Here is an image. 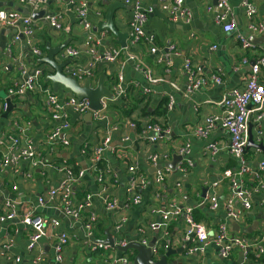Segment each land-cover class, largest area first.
Segmentation results:
<instances>
[{
    "label": "crops",
    "instance_id": "0c3cea01",
    "mask_svg": "<svg viewBox=\"0 0 264 264\" xmlns=\"http://www.w3.org/2000/svg\"><path fill=\"white\" fill-rule=\"evenodd\" d=\"M116 1L87 0L88 19L93 25L94 35L100 37L98 46L100 50L103 47L120 46L116 42V36L109 30L95 29L100 22L104 21L106 3ZM119 1L124 3L123 0ZM229 1L237 21V28L231 32H224L216 23L214 0H184L185 6L192 12V18L188 24L170 21L167 13L161 8L159 0H142L143 7L150 10L145 35L151 36L152 42L149 44L146 41H140L138 45L130 49L136 57L134 61L123 62V59H118L115 62H98L91 78L92 86H94L99 75L104 73V84L111 90L117 74L121 71L125 95L111 103L104 121L97 122L90 114L87 122L84 117L88 113L70 114L71 126L66 131V138L69 140L67 146L61 140H56L49 146L45 144V137L51 131L53 122L43 106L42 96L37 91L7 98L8 107L0 115V141L6 140L7 144V136L17 133L13 122L18 120L22 126L28 128L27 134L30 141L41 147V153L46 157L48 165L34 168L31 179H27L24 175L29 168L28 162L24 160L0 168V214L4 202L8 200L13 201L21 210H33L37 197L58 185L60 174L55 167L64 160L86 170L74 190L76 198H82L86 194L92 196L90 208L85 209L83 213L87 215L93 211L96 215L93 239H105L107 231L115 241H138L141 237L138 229L144 226L145 237L149 242L157 236L162 240L161 255L167 251L163 247L164 242L171 244L169 248L179 250L167 256V264H264V254L255 262L248 259L238 263L239 252L242 251L236 248L222 260L221 255L219 256V247L213 243H209L202 251L187 254V249L197 246L198 243L194 237L189 240L184 239L185 224L181 219H170L167 225H161L156 229L150 227L151 223L164 222L163 213L167 207L166 203L168 200H174L180 205L202 208L206 215L203 220L208 229L213 228L218 222H226L230 225L227 241L234 235L254 238L264 234V192L253 190L257 183L264 186V174L258 179L255 176L257 166H254L255 163L258 165L264 154L253 147L245 150L244 157L250 164V172L238 176L237 179L241 187L248 191L251 208L244 210V226L241 225L243 228L234 231L228 220L222 216L221 207L224 199L231 192L229 176L235 174L240 166L239 161L228 151L229 136L221 128L211 131L206 139L196 138L192 133V129L200 125L205 117L221 111L220 101L223 93L230 87L241 85L249 71V64L241 63L242 50L239 44V36H246L249 33L248 19L241 7V0ZM67 2L68 0H47L45 13L36 19L26 14L30 15L35 29L30 39L40 48H45L47 43L50 47H54L68 40L65 48L73 47L77 51L74 57L69 59V64L84 67L89 60L83 45L85 31L74 19ZM9 3L24 9L30 7V12L35 13L43 8L42 6L34 10L29 3H20V0H0V7L9 8ZM255 7V19L263 25V31L249 33L254 38L251 42L253 47L246 52L249 60L264 52V0H256ZM47 15L60 17L68 27L69 33L63 31L55 33V30L45 21ZM130 15L129 5L123 4L115 10L114 23L120 31L128 33ZM22 28L21 25L0 27V100L5 99L7 88L19 77L22 66L31 69L38 65L39 58L30 53L29 38L23 36ZM170 43L176 46L179 54L169 65L163 60L156 62L157 56L162 57ZM152 46L157 49L154 54L149 51ZM213 46L216 47L213 48ZM187 56H190L193 62L202 68L204 76L209 80L208 86L192 94L184 93L186 76L183 60ZM44 65L42 67L45 69V74L52 71L48 65ZM136 65L149 69L151 74L160 80L150 84ZM217 70L222 73L221 84L211 82V76ZM44 78L42 81L45 86L51 87ZM148 89L149 91L145 92ZM57 91L63 96L70 94L61 85ZM1 93L4 94L1 95ZM169 95L174 99V105L170 110L166 107ZM161 100H165L163 106L165 112L163 115L156 116L153 111L157 109ZM257 113L263 115L258 123L255 120ZM147 120L160 122L170 129V133L162 138L157 146L160 153H167L160 161L161 167L164 168L166 163L172 162L171 149L184 144L190 147L188 155L192 164L186 167L185 173L172 171L170 178L168 176L165 179L161 188L154 187L150 183L141 192V202L126 209L125 187L130 179L128 166H136L139 175L149 176V178L154 173L148 160V153L156 147L145 141L140 134L141 127ZM130 122L134 126H130ZM248 126V137L251 135L254 138L256 129H259L262 132L261 141L264 144V104L258 112L251 113ZM114 127L116 128L113 129ZM106 135H110V146L98 161H94V148ZM124 137L128 139L123 140ZM208 143L216 144L215 153L208 149ZM49 163L52 166H49ZM98 175L102 176L101 180H98ZM174 180H180L182 183L181 192L176 188ZM203 190H206L205 195L216 197L219 203L216 212H210L206 202V205L202 204ZM155 191L160 193L158 201L153 200ZM113 199L116 200L117 206L108 209L106 202ZM155 205L157 209L152 212L150 209ZM239 205L235 203L236 207ZM61 206L62 201L56 198L48 205L34 210L44 217L47 224L44 237L36 243L33 251L27 248L31 233L29 226L20 223L17 219L1 222L0 264H41L33 261L34 253L40 255L44 262L52 260L54 244L60 231L70 235L63 253L62 264H110L112 256L123 253L133 258L132 250L121 252L118 249H91L89 246L91 240L85 236L81 224L64 217ZM50 218L58 219L59 226H51L48 223ZM164 230L169 233L162 239Z\"/></svg>",
    "mask_w": 264,
    "mask_h": 264
},
{
    "label": "built area",
    "instance_id": "2783aa9c",
    "mask_svg": "<svg viewBox=\"0 0 264 264\" xmlns=\"http://www.w3.org/2000/svg\"><path fill=\"white\" fill-rule=\"evenodd\" d=\"M256 0H241V7L244 11L246 18L248 19L247 28L249 33H262L263 25L256 21L255 7ZM47 0H20V3H29L32 9L37 10L46 4ZM123 4L131 7V15L128 21V38L125 47L112 46L103 47L101 50L98 47L100 44V37L94 35L93 25L88 19V2L87 0H68L67 5L69 10L74 15L76 22L85 31V38L83 45L88 53L89 60L84 67H76L68 64L65 68L67 75L75 78L79 83L89 80L93 77V70L95 65L100 61L115 62L118 59L125 61H134L136 57L131 53V48L138 45L140 41L152 42V37H146L145 26L148 19L149 9L144 8L142 0H123ZM215 21L219 24L224 32H231L237 28V21L232 12V6L229 0H215ZM161 8L167 13L168 19L172 22H181L188 24L192 18L191 10L185 6L184 0H159ZM30 9V7H29ZM45 21L56 32L69 33L68 27L63 23L60 17L56 15H47ZM21 25L23 36L29 38L30 53L35 57L41 58L44 53L41 48L32 41L30 38L33 36L35 29L32 24L30 15H26L13 8L0 7V27H15ZM251 34V35H252ZM239 44L242 50L241 63L249 64V71L242 80V84L228 88L222 95L220 104L222 106L221 111L216 114H210L203 119L200 125L195 126L192 129V133L196 138L206 139L211 131L216 128L224 129L229 136L228 151L239 161V168L235 174L229 176L230 195L224 199L221 207L222 213L225 214V219H232L240 228L244 226V210L251 208V203L248 198V191L241 187V183L238 181V176L250 172V164L244 157V152L248 144V125L250 123V115L252 112H258L264 104V52L255 56L250 65V61L246 56V52L253 47V44L248 40L246 36H239ZM216 46H213L215 48ZM150 53H156L155 46L149 48ZM77 53L73 47H66L63 55V59L73 58ZM179 54L178 49L174 44H168L165 54L157 56L156 62L162 60L165 64L169 65ZM70 63V60H69ZM43 64H38L34 67L27 68L22 66L19 71V77L13 82L11 86L7 88L5 99L0 100V115L8 107L7 98L23 96L28 92L37 91L43 98V106L49 113V117L53 122L51 131L45 137V144L50 145L56 140H61L62 143L67 146L69 140L66 138V131L70 128V114H84L90 113L92 118L101 122L107 117L111 103L117 101L119 98L125 95V86L123 84V74L121 71L117 74L114 85L111 88V96H102L99 98L98 109H92L90 107V101L88 98H79L74 94L61 95L58 91H54L51 87L45 86L42 79L45 76V69ZM70 65V66H69ZM140 68V71L144 74L147 81L150 84L156 83L160 78L151 74L150 70L143 68L140 65H136ZM183 69L186 76V86L184 89L185 94H192L197 90L205 88L209 84V80L204 76L202 68L195 64L190 56H187L183 60ZM211 82L214 84H221L222 73L216 71L211 76ZM81 83V84H83ZM175 87V85H174ZM146 90L145 92H148ZM174 105V99L171 95L168 96V102L166 107L170 110ZM263 115L257 113L256 121L260 122ZM134 126L132 122L129 124ZM14 130H17L15 135H8L7 144L6 140L0 141V168H5L9 165L16 164L21 160L28 162L29 168L25 172L27 179L32 178L33 169L36 167H46L48 162L46 157L41 153V147L35 145L30 141L28 137V128L22 126L18 120L13 122ZM114 127L113 129H115ZM170 133L169 127H164L160 122L144 121L141 127V137L147 141L150 145H154L156 148L148 153V160L152 168H156L152 173L151 178L149 176L139 175L136 171V166L129 165L128 172L130 179L125 187L126 191V205L129 206L138 204L142 200L141 192L147 188L151 183L154 187L163 186V182L169 176L172 171L174 173H185L186 167L192 164L189 157L190 147L188 144L173 147L171 154L181 155V161L175 164L174 168L158 167L162 157H165L167 153L162 154L157 149L158 144ZM262 132L256 129L254 142L260 143ZM124 137L123 140H127ZM110 135H106L102 142L95 146L93 160L98 161L103 152L110 146ZM208 149L212 153L217 151V146L214 143H208ZM259 150V149H258ZM49 166H52L49 163ZM60 174V181L57 186L50 188L41 193L36 200L35 207L29 210H21L13 201H5L0 214V223L5 220L17 219L20 223L29 226L31 233L28 237L27 248L29 251H33L36 243L45 235V225L47 221L40 214L34 210L37 207H44L51 203L52 200L58 198L62 201V214L64 217L70 219L73 222L81 224L85 236L91 240L89 246L91 249H115L114 247L104 244L101 241L93 239V231L95 228L96 215L94 212H90L87 215L83 213L85 209H89L91 206L92 196L90 194L84 195L82 198H76L75 186L82 180L86 170L84 168H78L69 164L64 160L55 167ZM264 174V156L259 160L257 165V171L255 176L259 179L260 175ZM98 180H101L102 176H97ZM174 184L181 192L182 183L180 180H174ZM15 187V186H14ZM16 188V187H15ZM161 190V189H160ZM253 190L258 192L262 190L264 192V186L261 183H257ZM162 192V191H161ZM160 193H154L153 200L158 201ZM206 199V201H205ZM207 203V208L210 212H216L219 208V203L214 195H205L202 200V204ZM235 203H239V207L235 206ZM108 209H113L117 206L116 200L106 202ZM206 205V204H205ZM166 209L164 211V222L151 223V229H156L161 225H167V221L170 219H181L185 224L184 239L189 240L194 237L197 246H192L187 249V254H191L195 251H202L209 243H213L219 247V254L222 258H227L234 248L242 251V260H248V253L252 252L255 258L264 254V234L250 238L242 235H234L228 241V229L230 225L226 222H218L213 228L207 227L205 220H195L193 215L194 206L180 205L174 200H168L166 203ZM156 205L151 207V211H156ZM48 223L53 227H58L60 222L58 219L50 218ZM229 223V222H228ZM141 237L138 242L142 245H148L149 241L145 237L146 230L144 226H140L138 229ZM168 231L162 232V239L168 236ZM114 239V238H113ZM70 240V235L65 231H60L56 237L54 246V255L52 260L43 261L40 255L34 253L33 261L41 264H62L64 261V250ZM164 241V240H163ZM162 240L160 237H156L152 250V259L158 260L161 256ZM129 242L125 240L115 241L114 244L119 247H125ZM225 243L224 246H221ZM171 246L169 242H164V249H168ZM249 249V250H246ZM132 258L126 253L118 254L111 257L110 264H132Z\"/></svg>",
    "mask_w": 264,
    "mask_h": 264
},
{
    "label": "water",
    "instance_id": "95a60500",
    "mask_svg": "<svg viewBox=\"0 0 264 264\" xmlns=\"http://www.w3.org/2000/svg\"><path fill=\"white\" fill-rule=\"evenodd\" d=\"M106 3V2H105ZM214 0V4H215ZM122 3L117 0L114 3H106L107 10L104 15V21L100 22L97 26V30L106 29L109 30L114 36L117 38V44H119L122 47L126 46V38L128 37L127 32L120 31L115 23H114V12L118 7H122ZM9 8H13L15 10H18L24 14H30L33 19H36L38 17H41L45 13L46 6L44 5L42 10L39 12H30L29 8H21L19 6H13L12 3L8 4ZM248 40L250 42H253L254 38L250 36L248 33L246 35ZM68 44V40H65L61 44L50 47L47 44H45V50L46 55L42 56L37 60L38 64H45L48 65L52 71L47 72L45 74V82L50 83L51 88L54 91H57L59 86L61 85L65 89L69 91V93L74 94L75 96L79 98H88L90 101V107L92 109H98L100 107L99 105V98L102 96H111V91L109 88L104 84V73H101L99 77L96 80V84L92 86V83L89 80H86L83 84H80L75 78H73L70 75H67L65 73V68L69 64V59H63L64 55V48ZM253 63V61H250V65ZM90 113L85 115V120L88 122ZM257 148L264 154V144L262 142L255 143L252 136L249 135L248 137V144L246 146V149L249 148ZM182 156L181 155H174L171 163H166V166H169L170 168H174L175 164L179 161H181ZM254 166L256 167L257 164L255 163ZM158 167H161V165H158ZM153 172H155L156 168L152 169ZM206 190L202 191V197H205ZM222 216L225 218V214H222ZM228 222L233 227L234 231L239 230L240 226L233 221L232 219H227ZM243 230V229H242ZM245 230V229H244ZM155 238L152 239L148 245H142L138 241H130L125 247H119L118 245L114 244V239L110 236V234L106 231V238L103 240H97L101 241L104 244H108L115 249H118L121 252H127L129 250L134 251V255L132 258L131 263L132 264H167L166 258L170 254H175L179 250H173L171 248H168L167 251L162 254L158 260L152 259V250L151 246L153 245ZM225 243H222L221 246H224ZM219 249V248H218ZM249 250V249H246ZM220 256V254H219ZM221 257V256H220ZM222 260L224 258L221 257ZM238 263L242 262V252H239L238 256Z\"/></svg>",
    "mask_w": 264,
    "mask_h": 264
},
{
    "label": "trees",
    "instance_id": "16d2710c",
    "mask_svg": "<svg viewBox=\"0 0 264 264\" xmlns=\"http://www.w3.org/2000/svg\"><path fill=\"white\" fill-rule=\"evenodd\" d=\"M41 50H42L43 53L45 52V48L44 47H42ZM164 104H165V100H161L160 101V104L157 107V109H155L153 111V114L155 113L156 116L163 115V113L165 112V109L163 108ZM193 215H194L195 220H197V221L203 220V218L206 216L204 214L203 209L200 208L199 206L194 207V209H193ZM248 257H249L250 261H252V262H255L257 260V258L254 257V255H253L252 252H249L248 253Z\"/></svg>",
    "mask_w": 264,
    "mask_h": 264
},
{
    "label": "rangeland",
    "instance_id": "374dc122",
    "mask_svg": "<svg viewBox=\"0 0 264 264\" xmlns=\"http://www.w3.org/2000/svg\"><path fill=\"white\" fill-rule=\"evenodd\" d=\"M45 66V65H44ZM4 94V93H3ZM2 93H1V95H3Z\"/></svg>",
    "mask_w": 264,
    "mask_h": 264
}]
</instances>
